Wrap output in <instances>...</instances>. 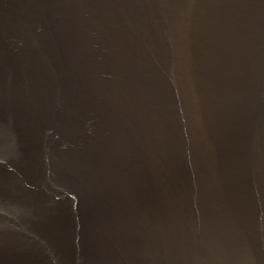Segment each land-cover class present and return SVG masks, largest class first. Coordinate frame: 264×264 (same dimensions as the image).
Wrapping results in <instances>:
<instances>
[{
  "label": "water",
  "instance_id": "95a60500",
  "mask_svg": "<svg viewBox=\"0 0 264 264\" xmlns=\"http://www.w3.org/2000/svg\"><path fill=\"white\" fill-rule=\"evenodd\" d=\"M0 264H264V0H0Z\"/></svg>",
  "mask_w": 264,
  "mask_h": 264
}]
</instances>
